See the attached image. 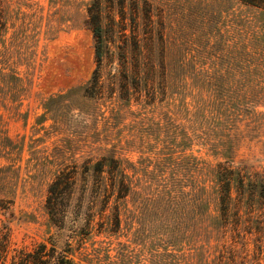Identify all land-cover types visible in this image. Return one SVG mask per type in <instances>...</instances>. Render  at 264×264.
I'll return each instance as SVG.
<instances>
[{
  "label": "rangeland",
  "instance_id": "1",
  "mask_svg": "<svg viewBox=\"0 0 264 264\" xmlns=\"http://www.w3.org/2000/svg\"><path fill=\"white\" fill-rule=\"evenodd\" d=\"M262 6L240 0H0V221L9 227L11 254L44 242L63 250L71 264H151L149 246L141 249L126 237H80L68 222L58 229L47 212V188L56 174L76 165L80 178L82 164L101 156L143 166L185 152L203 163L227 160L264 175ZM91 17L99 21V42ZM97 66L102 92L85 96ZM210 78L222 90V121L218 137L207 140L192 132L191 101L202 86L206 95ZM121 82L129 83L125 97L119 96ZM228 90L246 92L261 114L238 110ZM252 222L251 233L240 227L235 242L205 255H222V264H264V215ZM193 251L177 255L187 259Z\"/></svg>",
  "mask_w": 264,
  "mask_h": 264
},
{
  "label": "trees",
  "instance_id": "2",
  "mask_svg": "<svg viewBox=\"0 0 264 264\" xmlns=\"http://www.w3.org/2000/svg\"><path fill=\"white\" fill-rule=\"evenodd\" d=\"M240 1L258 7L264 4V0ZM88 23L99 42L98 18L91 17ZM96 57L100 63L99 44ZM127 84L121 82L119 96L128 93ZM149 91L153 93L151 87ZM101 92L97 66L83 95L99 97ZM198 92L191 101L196 113L191 125H197L192 132L200 134L197 138L212 140L213 136L218 137L221 127L222 90L211 83L206 95L203 86ZM227 92L229 103L238 110L248 111L246 114L254 117L261 114L246 92L235 95L232 90ZM228 132L230 135L231 129ZM184 137H188V132ZM76 173V165L71 170L59 171L47 188L45 206L58 229H64L68 222L80 237L91 234L115 239L126 237L134 246L141 249L149 246L154 251L151 264H222V255L209 259L206 250L227 240L235 242L240 227L251 233L253 217L264 215V175L250 171L245 165L237 168L227 160L208 164L175 151L154 163L138 166L111 155L101 156L93 163L86 161L80 178ZM10 244L9 227L1 222L0 264H71L63 250L57 252L44 242H39L31 252L19 251L17 256L11 254ZM183 249L194 253L182 259L177 251Z\"/></svg>",
  "mask_w": 264,
  "mask_h": 264
}]
</instances>
